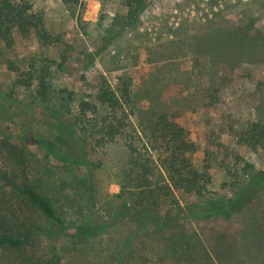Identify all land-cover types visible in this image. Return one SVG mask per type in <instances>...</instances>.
<instances>
[{
  "label": "trees",
  "instance_id": "obj_1",
  "mask_svg": "<svg viewBox=\"0 0 264 264\" xmlns=\"http://www.w3.org/2000/svg\"><path fill=\"white\" fill-rule=\"evenodd\" d=\"M59 1L85 30L90 23L82 20L84 0ZM118 1L125 12L101 14L93 23L98 43L87 52V63L137 27L149 3ZM222 32L207 42L214 55L258 44L256 37L245 43V31ZM15 35L26 42L35 38L46 49L61 43L66 48L58 58L42 51L4 62L14 78L0 79V264L247 263L241 252L231 250L214 257L184 224L242 216L247 203L264 191V170L244 162L245 179L232 194H214L209 153L195 162L200 146L176 117L152 110L138 111L134 119L130 74L122 71L112 80L100 74L97 86L85 90L54 82V73L71 62L64 33L50 28L45 12L29 0H0L4 50L15 46ZM219 40L228 46L221 47ZM19 96L27 98L20 110L31 116L37 106L39 116L35 124L13 130ZM234 135L239 146L264 151V120L247 122ZM241 159L236 154L232 164ZM112 182L117 192L109 191ZM178 192L190 200L182 205ZM165 206L170 212L162 216ZM252 215H243L241 236L245 232L242 240L254 242L262 223Z\"/></svg>",
  "mask_w": 264,
  "mask_h": 264
},
{
  "label": "rangeland",
  "instance_id": "obj_2",
  "mask_svg": "<svg viewBox=\"0 0 264 264\" xmlns=\"http://www.w3.org/2000/svg\"><path fill=\"white\" fill-rule=\"evenodd\" d=\"M29 1L34 9L45 12L47 25L64 33V40L69 44L71 62L62 72L54 73V82L85 90L88 86H97L100 74L110 80L122 71L130 74L135 93L134 119L138 111L152 110L176 117L200 146L195 162L200 163L205 152L209 153L210 189L216 195H231L245 179L244 162L264 170V151L251 152L239 146L234 135L247 122L264 120V0H148L141 23L115 38L93 63H87L85 58L98 43L93 23L101 14L125 12L118 0H107L103 5L99 0H84L82 20L90 23L85 30L59 0ZM235 30L247 32L249 36L243 35L245 43L256 37L257 46L246 49L243 44L239 52L227 49L223 56L214 55V49L207 42L221 31L233 35ZM219 43L221 47L229 44L226 40ZM65 48L61 43L46 49L35 38L26 42L15 35L12 49L4 50L0 45V79L14 78L5 70L7 57L46 51L58 58ZM26 100L19 96V104L13 108L15 114L10 124L13 130L35 124L34 118L39 116L37 106L32 107L31 116L20 110ZM236 154L242 159L232 164ZM108 189L119 190L114 182ZM177 194L182 205L190 200ZM159 212L167 216L170 209L165 206ZM244 212L243 215L253 218L254 214L261 220L258 241L242 240L246 233L241 236L244 219L240 214L229 220L219 216L191 219L184 227L198 233L214 257L231 250V253L241 252L246 264H264V191L247 203ZM67 263L64 260L61 264Z\"/></svg>",
  "mask_w": 264,
  "mask_h": 264
}]
</instances>
